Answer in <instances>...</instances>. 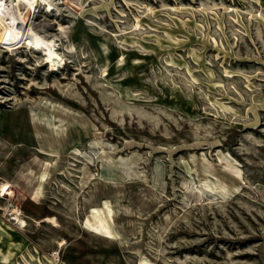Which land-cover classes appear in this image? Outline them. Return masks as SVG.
I'll use <instances>...</instances> for the list:
<instances>
[{
  "label": "rangeland",
  "instance_id": "1",
  "mask_svg": "<svg viewBox=\"0 0 264 264\" xmlns=\"http://www.w3.org/2000/svg\"><path fill=\"white\" fill-rule=\"evenodd\" d=\"M21 11L58 62L0 43V264H264V0Z\"/></svg>",
  "mask_w": 264,
  "mask_h": 264
},
{
  "label": "bare ground",
  "instance_id": "2",
  "mask_svg": "<svg viewBox=\"0 0 264 264\" xmlns=\"http://www.w3.org/2000/svg\"><path fill=\"white\" fill-rule=\"evenodd\" d=\"M36 1L3 0V5L0 7V43H6L9 35H11L14 41L24 40L37 50L44 51L46 57L50 59L51 65L54 67L58 62V57L54 53V44L50 40L45 39L44 36L40 35L32 27H27L26 15L21 11L22 4L26 3L32 9L35 7ZM9 46L12 47L11 45ZM0 190L3 192L2 194L7 196L12 197L15 195V189L11 188L9 182L2 183ZM9 212L18 216L21 224H25V220L19 217L20 212L18 209L10 208ZM52 220H55V218H52Z\"/></svg>",
  "mask_w": 264,
  "mask_h": 264
},
{
  "label": "clouds",
  "instance_id": "3",
  "mask_svg": "<svg viewBox=\"0 0 264 264\" xmlns=\"http://www.w3.org/2000/svg\"><path fill=\"white\" fill-rule=\"evenodd\" d=\"M3 5V0H0V7H2Z\"/></svg>",
  "mask_w": 264,
  "mask_h": 264
}]
</instances>
